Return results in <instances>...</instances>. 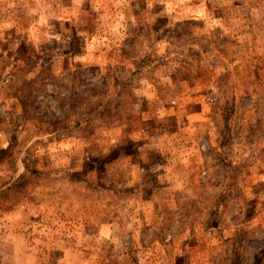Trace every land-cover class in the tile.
Segmentation results:
<instances>
[{
	"label": "rangeland",
	"instance_id": "obj_1",
	"mask_svg": "<svg viewBox=\"0 0 264 264\" xmlns=\"http://www.w3.org/2000/svg\"><path fill=\"white\" fill-rule=\"evenodd\" d=\"M0 264H264V0H0Z\"/></svg>",
	"mask_w": 264,
	"mask_h": 264
}]
</instances>
